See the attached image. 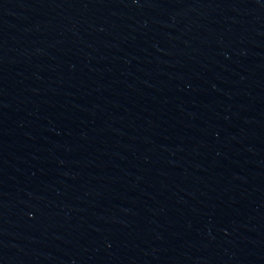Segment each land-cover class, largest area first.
I'll return each instance as SVG.
<instances>
[{
  "label": "water",
  "instance_id": "1",
  "mask_svg": "<svg viewBox=\"0 0 264 264\" xmlns=\"http://www.w3.org/2000/svg\"><path fill=\"white\" fill-rule=\"evenodd\" d=\"M0 264H264V0H0Z\"/></svg>",
  "mask_w": 264,
  "mask_h": 264
}]
</instances>
